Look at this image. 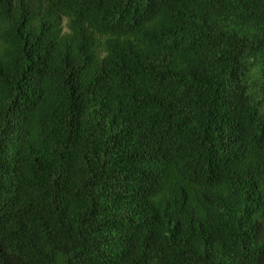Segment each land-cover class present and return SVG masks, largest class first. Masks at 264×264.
<instances>
[{
  "label": "trees",
  "instance_id": "obj_1",
  "mask_svg": "<svg viewBox=\"0 0 264 264\" xmlns=\"http://www.w3.org/2000/svg\"><path fill=\"white\" fill-rule=\"evenodd\" d=\"M0 264H264V0H0Z\"/></svg>",
  "mask_w": 264,
  "mask_h": 264
}]
</instances>
